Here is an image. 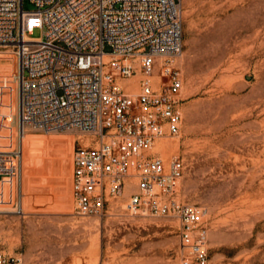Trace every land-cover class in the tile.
I'll list each match as a JSON object with an SVG mask.
<instances>
[{
	"label": "rangeland",
	"instance_id": "rangeland-1",
	"mask_svg": "<svg viewBox=\"0 0 264 264\" xmlns=\"http://www.w3.org/2000/svg\"><path fill=\"white\" fill-rule=\"evenodd\" d=\"M179 5L183 124L180 136L164 138L172 146L163 158L184 161L180 200L207 212L209 264H264V0ZM24 8L37 9L28 0ZM0 114V150H23L20 179L0 184L1 250L24 264H181L179 221L131 216L134 185L111 200L104 217L75 214L72 158L87 139L35 129L19 139L12 56H0ZM20 202L23 214L15 209Z\"/></svg>",
	"mask_w": 264,
	"mask_h": 264
},
{
	"label": "built area",
	"instance_id": "built-area-1",
	"mask_svg": "<svg viewBox=\"0 0 264 264\" xmlns=\"http://www.w3.org/2000/svg\"><path fill=\"white\" fill-rule=\"evenodd\" d=\"M25 1L0 0V56L18 68L19 139L29 129L79 132L87 143L72 158L75 214L104 217L134 185L127 212L178 220L181 264H209L207 212L180 200L184 161L156 149L182 131L179 0H28L34 11ZM36 29L42 37H31ZM22 168L21 145L0 150V184L12 186ZM15 209L23 214L21 202ZM0 264L24 261L0 249Z\"/></svg>",
	"mask_w": 264,
	"mask_h": 264
},
{
	"label": "bare ground",
	"instance_id": "bare-ground-1",
	"mask_svg": "<svg viewBox=\"0 0 264 264\" xmlns=\"http://www.w3.org/2000/svg\"><path fill=\"white\" fill-rule=\"evenodd\" d=\"M154 80H156V79H154ZM133 89H134V91L136 90V86H134V87H132ZM27 132H28V130H27ZM27 132H25V134L27 133ZM24 134V135H25ZM172 146V143L171 142H168L166 139H164V138H162V139H160L159 140V142H158V145H157V150L158 151H161V153H162V156L163 157H165V158H167L168 156H170V155H167V151L170 149V147ZM4 187V186H3ZM2 188V187H1ZM5 190H7L6 188H5ZM1 193V192H0ZM72 193V192H71ZM6 195V194H5ZM10 195V194H9ZM23 207V206H22ZM74 228V227H73ZM76 228V227H75ZM84 228V227H83ZM85 232V231H84ZM99 243V242H98ZM85 245V244H84ZM83 245V246H84ZM82 246V247H83ZM64 253V252H63ZM94 253V252H93ZM93 253H91V254H93ZM99 253V252H98ZM66 257V256H65ZM99 257V256H98ZM56 258V257H55ZM80 258V257H79ZM97 258V257H96ZM80 260V259H79ZM98 260V259H97ZM82 261V260H81ZM93 261V260H92ZM83 262V261H82ZM78 264V263H77ZM80 264V263H79Z\"/></svg>",
	"mask_w": 264,
	"mask_h": 264
}]
</instances>
